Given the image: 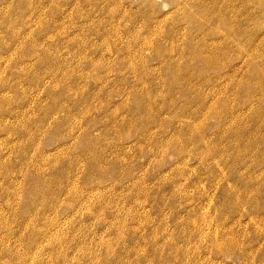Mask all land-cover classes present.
I'll use <instances>...</instances> for the list:
<instances>
[{
	"label": "rangeland",
	"instance_id": "374dc122",
	"mask_svg": "<svg viewBox=\"0 0 264 264\" xmlns=\"http://www.w3.org/2000/svg\"><path fill=\"white\" fill-rule=\"evenodd\" d=\"M183 2L0 0V264H264V0Z\"/></svg>",
	"mask_w": 264,
	"mask_h": 264
},
{
	"label": "bare ground",
	"instance_id": "6f19581e",
	"mask_svg": "<svg viewBox=\"0 0 264 264\" xmlns=\"http://www.w3.org/2000/svg\"><path fill=\"white\" fill-rule=\"evenodd\" d=\"M184 2H185V0H184ZM184 2H183V4H185ZM186 3H187V2H186ZM201 3H202V2H201ZM202 4H203V3H202ZM185 5H186V4H185ZM182 6H183V5H182ZM20 39H21V38H20ZM23 40H24V39H22V42H23ZM2 41H3V40H2ZM4 41H5V40H4ZM4 41H3V43H4ZM146 42H147V41H146ZM16 43H17V42H16ZM19 43H20V42H19ZM23 43H24V42H23ZM152 43H153V42H152ZM152 43H149V44H152ZM5 44H6V43H4V45H5ZM147 44H148V43H147ZM149 44H148V45H149ZM19 45H21V44H19ZM5 46H6V45H5ZM24 46H25V45H24ZM24 46H23V47H24ZM152 47H153V46H152ZM12 48L14 49V47H12ZM147 48H148V47H147ZM13 49L11 50L12 52L15 51V50H13ZM152 49H153V48H152ZM11 51H10V52H11ZM28 51H29V50H28ZM16 52H17V51H16ZM8 53H9V52H8ZM8 53H7V54H8ZM19 53H20V52H19ZM11 54H13V53H11ZM8 55H9V54H8ZM17 55H18V54H17ZM27 57H28V56H27ZM133 57H134V56H133ZM140 58H141V57H140ZM28 59H29V58H28ZM20 61H21V57H20ZM21 62H22V61H21ZM0 67H1V66H0ZM8 68H9V67H8ZM10 69H11V68H10ZM12 69H13V68H12ZM0 70H2V69H0ZM4 70H5V69H4ZM13 70H14V69H13ZM9 72H10V71H9ZM21 72H22V71H21ZM0 73H1V72H0ZM3 73H5V72H3ZM18 75H19V74H18ZM0 76H2V75H0ZM9 76H10V75H9ZM58 79H59V78H58ZM2 81H3V79H2ZM7 81H8V80H7ZM56 82H57V81H56ZM0 83H1V82H0ZM7 84H9V83H7ZM57 84H58V83H57ZM11 85H12V84H11ZM3 92H4V91H3ZM6 92H7V91H6ZM4 94H5V93H4ZM2 96H5V95H2ZM0 97H1V96H0ZM8 97H9V96H8ZM8 97H7V98H8ZM6 100H7V99H6ZM8 100H9V99H8ZM6 104H7V102H6ZM2 106H3V105H1V107H2ZM6 106H7V105H6ZM44 160H45V159H44ZM46 160H47V159H46ZM45 162H46V161H45ZM47 163H48V162H47ZM37 190H38V189H37ZM38 192H39V191H38Z\"/></svg>",
	"mask_w": 264,
	"mask_h": 264
}]
</instances>
